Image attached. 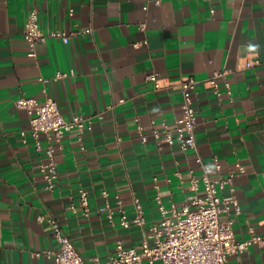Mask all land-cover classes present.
I'll use <instances>...</instances> for the list:
<instances>
[{
    "label": "crops",
    "instance_id": "crops-1",
    "mask_svg": "<svg viewBox=\"0 0 264 264\" xmlns=\"http://www.w3.org/2000/svg\"><path fill=\"white\" fill-rule=\"evenodd\" d=\"M31 9L46 35L34 56L23 36ZM57 29L68 42L50 36ZM218 71L226 73L216 78V94L206 81ZM187 77L197 81L190 92L196 139L182 150L151 132L176 126ZM23 96L50 97L65 119L90 120L81 135L72 128L62 136L52 189L40 170L47 141L41 136L38 150L29 135V115L16 105ZM197 156L219 161L213 177L244 168L234 179V237L248 238L250 228L264 235V0H0V264H54L49 217L85 260H106L119 240L152 244L157 196L167 209L190 204ZM80 189L87 213L67 208ZM135 199L145 223L123 227L118 201L132 218ZM228 264H264V248L251 244Z\"/></svg>",
    "mask_w": 264,
    "mask_h": 264
},
{
    "label": "built area",
    "instance_id": "built-area-1",
    "mask_svg": "<svg viewBox=\"0 0 264 264\" xmlns=\"http://www.w3.org/2000/svg\"><path fill=\"white\" fill-rule=\"evenodd\" d=\"M90 29H86L89 32ZM23 36L28 44V54L34 56L36 47L43 42L46 35L39 27L38 13L31 9L27 15ZM50 36L60 37L63 42H68L69 35L66 31L57 29ZM250 61L246 66H250ZM73 72L71 71L70 74ZM225 71L215 72L206 83L214 89L216 94V78L224 75ZM67 73H58V76ZM157 73L148 75L158 87ZM197 81L187 77L180 81L183 92L182 115L173 128L158 130L153 128L151 135L155 140L165 141L169 144L177 142L180 149L186 150L195 147V110L190 92L195 89ZM227 90L229 92V86ZM17 107L24 109L29 115V135L35 140L36 148H42L40 137L44 136L47 144L44 147L46 161L41 165L46 186L52 189L56 184L58 171L56 167L55 153L60 147V141L66 131L76 128L80 135L89 126L87 121L79 114L65 119L59 111L57 103L47 97L43 103H39L32 97H20L16 100ZM141 131V125H138ZM26 132L22 130L20 136L26 141ZM201 169V174L191 175L189 189L192 191L190 204H184L177 208L171 205L166 208L157 196L161 218L151 227L149 237L153 243L143 241L139 246L125 247L121 240L117 241L115 252L106 260L83 259L76 251L71 238L64 232L60 223L53 217L47 219V227L57 244L54 251V264H228V258L232 255L243 253L251 244H257L264 248V235L257 234L250 228V235L243 240H236L233 232L234 217L240 212V205L236 196L234 179L244 172L241 165L236 169H230L226 175L211 176L213 169L219 170L220 163L214 158L207 163L200 156L196 158ZM181 177L180 172L175 173ZM227 188L229 195L221 197L219 191ZM102 196L107 198L106 191ZM119 203V223L123 227L130 225L142 226L145 223L143 207L138 199L134 200L135 215L128 218L125 209ZM80 207L84 213L88 212V195L85 189L79 190L78 202H70L67 208L74 211ZM104 208L109 221H113V212L106 202Z\"/></svg>",
    "mask_w": 264,
    "mask_h": 264
}]
</instances>
